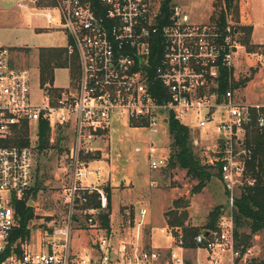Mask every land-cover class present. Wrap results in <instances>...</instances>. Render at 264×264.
Instances as JSON below:
<instances>
[{
	"label": "built area",
	"instance_id": "obj_1",
	"mask_svg": "<svg viewBox=\"0 0 264 264\" xmlns=\"http://www.w3.org/2000/svg\"><path fill=\"white\" fill-rule=\"evenodd\" d=\"M15 1L42 15V26L66 31V54L75 55L78 72L67 66L66 85L43 82L39 74L36 101L32 70L16 64L10 48L0 45V264H261L251 261L252 246L238 244L234 231L235 201L256 181L249 168L254 152L249 134L264 130V104L241 101L234 92L236 58L246 46L236 26L195 21L179 2L171 4L166 20L162 0ZM158 39L161 52L154 61ZM225 69L229 73L223 76ZM170 116L190 127L203 162L220 172L228 198L229 211L217 227L194 235L195 259L187 256L180 225L161 227L176 243L168 256L141 243L146 206H139L131 235L118 236L110 222L104 226L100 219L110 206L107 187L117 179L111 173L115 124L127 121L167 137ZM42 122L49 126V139L56 136L64 144L62 174L57 173L64 179L58 196L62 207L41 224L43 239L33 244L31 234L16 248L9 235L19 224L17 202L33 200V147H38ZM26 126L30 142L16 143ZM157 150L153 143L147 147L150 167H166L170 152L156 155ZM93 193L97 205L90 202ZM82 217L99 230L86 254L72 243Z\"/></svg>",
	"mask_w": 264,
	"mask_h": 264
},
{
	"label": "rangeland",
	"instance_id": "obj_2",
	"mask_svg": "<svg viewBox=\"0 0 264 264\" xmlns=\"http://www.w3.org/2000/svg\"><path fill=\"white\" fill-rule=\"evenodd\" d=\"M173 2L181 3L189 11L192 19L198 22L214 21L212 15L218 14L224 6V0H172ZM239 3L240 22L248 24L250 15L255 26L254 40L264 41V0H239ZM16 6L15 0H0V45L10 48L16 64L25 65L32 70L34 75L32 86L37 101L40 99L39 49L42 46H63L68 37L64 29L42 26L46 24L42 15H33ZM229 22L236 25L233 8L229 12ZM239 35L238 33V38ZM241 49V55L236 58L234 66L236 75L233 87L236 97L247 102L264 101V45L261 44L256 50H250L246 46ZM69 73L67 66L57 67L55 83L68 84ZM234 82H239L240 85L235 86ZM115 126L110 139L112 161L115 166L111 173L116 174L117 179L114 182L117 184L111 189L114 202H111L109 222L118 236L125 233L131 235L132 230L138 226L140 204L148 208L141 225L143 242H149L152 235L153 244L164 246L170 244L171 239L161 227L167 225L165 212L174 208L175 199L181 203H188L187 206L182 205L177 213L183 210L185 222L200 229L206 227L209 212L216 205L223 204L224 212L229 211L226 190L218 175L212 176L207 185L198 190L195 188L198 180L187 174L184 168L170 167L169 164L158 169L150 167L147 147L153 143L158 146L156 155L169 153L171 134L167 137L162 136L145 126L133 125L127 121L117 123ZM30 137L34 140L33 132ZM60 139L52 136L47 146L33 147V186L34 184L38 186L37 191L31 194L34 216L30 219L29 225L32 228L30 235H33L30 242L33 244L45 237L41 224L53 217L51 215L49 218L48 213H54L56 216L61 211L62 205L58 201V196L63 190L64 179L57 178V173L62 174L65 153L64 144ZM137 145H141L140 151L135 150ZM242 230L249 231L250 227L243 226ZM98 231L97 228L86 225L84 217L80 218L73 233L74 250L89 253L91 250L88 245L97 237ZM250 246L253 248L250 252L251 261L260 262L264 257V228L253 235Z\"/></svg>",
	"mask_w": 264,
	"mask_h": 264
},
{
	"label": "trees",
	"instance_id": "obj_3",
	"mask_svg": "<svg viewBox=\"0 0 264 264\" xmlns=\"http://www.w3.org/2000/svg\"><path fill=\"white\" fill-rule=\"evenodd\" d=\"M172 0H162L161 13L167 20L171 12ZM218 4V3H217ZM234 9V20L240 41H242L250 50H256L260 43L251 41V34L253 31L252 24H242L240 22V3L239 0H224V6L219 10L218 14H213L212 18L217 21L219 25L223 26L229 22V12ZM161 52L160 40L153 42L152 59L157 61ZM70 66L71 73L78 72V62L75 55L68 57L66 54V47L63 46H42L39 49V69L40 79L45 82L47 80L53 81L55 79V70L57 67ZM229 71L225 69L223 76ZM249 80V78H247ZM246 79H244V84ZM224 87L227 84L223 83ZM235 86H239V82H234ZM169 128L172 135L171 151L169 155L168 164L170 167H181L186 169L187 174L196 178L198 182L195 188L200 190L203 186L211 180L212 176H220V172L216 167L204 163L200 153V149L193 143V132L190 127L181 122L174 116H170ZM15 138L18 144H28L30 142L29 130L27 126ZM49 126L45 122L41 123L40 139L38 143L39 148H43L49 144ZM248 141L253 144L254 152L249 161V168L256 177L254 184L247 186L236 199L233 207V220L236 241L238 244H244L247 247L251 244L253 235L264 228V130L258 128L253 129L249 134ZM199 150V151H198ZM167 164V165H168ZM38 186L34 184L31 191L34 193ZM110 197L112 196L111 187H107ZM90 202L97 205L96 194H90ZM187 206L188 203H181L178 199L174 200V208L167 210L166 217L169 225H180L181 236L184 244L194 246V235L200 230L197 226L187 224L185 217H183V210L177 213L181 206ZM111 208V200L108 211L102 212L100 219L102 225L109 226V211ZM17 215L19 217V224L9 235L10 244H16L19 248L21 241L30 236L31 229L29 228V221L34 216V206L29 204L27 200H20L16 204ZM224 212V205H216L210 212L206 227H217L218 220ZM172 213H176L172 215ZM249 226L250 230H242L243 226ZM264 264V257L260 260Z\"/></svg>",
	"mask_w": 264,
	"mask_h": 264
},
{
	"label": "crops",
	"instance_id": "obj_4",
	"mask_svg": "<svg viewBox=\"0 0 264 264\" xmlns=\"http://www.w3.org/2000/svg\"><path fill=\"white\" fill-rule=\"evenodd\" d=\"M249 1V0H248ZM248 5H249V2H248ZM16 7H18V6H16ZM249 8V7H248ZM240 10H241V8H240ZM243 16V15H242ZM249 20L247 21V23L248 24H252L253 25V31H254V28H255V26H254V21H253V19H252V17H250V15H249ZM236 29L238 30V28L236 27ZM253 31H252V34H251V37H252V39L253 40H251L252 42H254V43H260V44H262V45H264V41H256V40H254V37H253ZM247 47V46H246ZM248 57V56H247ZM235 70V69H234ZM246 85H247V83H246ZM253 102V101H252ZM254 102H260V103H263L264 104V101H254ZM117 184V183H116ZM116 184L115 185H113V187L111 188V189H113L114 188V186H116ZM114 195V194H113ZM115 197V196H114ZM111 202H114V200H113V197L111 196ZM141 205V204H140ZM147 215V214H146ZM146 217V216H145ZM166 224H168V222H166ZM134 230H136V227L134 228ZM153 234V233H152ZM86 235V234H85ZM171 239V238H170ZM171 242H170V244H167V245H155V244H153V239H152V235H151V239H150V241L149 242H143V240H142V236H141V243L145 246V247H157V248H159L160 250H162V252H163V254H164V256H168L169 255V253H170V251H171V249H173V248H175L176 247V243L174 242V240L173 239H171L170 240ZM88 246H90L89 247V250H92V247H93V242L92 243H89V245ZM196 251H197V249L195 248V247H193V246H189L188 247V249L186 250V253H187V256H188V258L189 259H195L196 258ZM203 251V250H202ZM202 251L200 252V253H202Z\"/></svg>",
	"mask_w": 264,
	"mask_h": 264
},
{
	"label": "water",
	"instance_id": "obj_5",
	"mask_svg": "<svg viewBox=\"0 0 264 264\" xmlns=\"http://www.w3.org/2000/svg\"><path fill=\"white\" fill-rule=\"evenodd\" d=\"M31 202H33V200H32V201H30V203H29V204H32Z\"/></svg>",
	"mask_w": 264,
	"mask_h": 264
}]
</instances>
